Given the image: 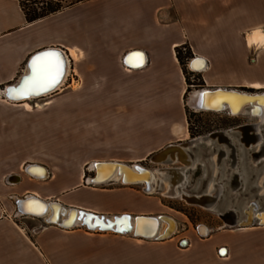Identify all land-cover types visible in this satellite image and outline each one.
Masks as SVG:
<instances>
[{
  "label": "rangeland",
  "instance_id": "1",
  "mask_svg": "<svg viewBox=\"0 0 264 264\" xmlns=\"http://www.w3.org/2000/svg\"><path fill=\"white\" fill-rule=\"evenodd\" d=\"M28 1L30 9L48 5L65 9L91 0ZM209 7L213 8L211 24L226 27L225 34L229 37L234 34L232 27L264 26V0H211L207 2L206 8ZM101 38L97 41L94 36L91 43L81 50L76 49L79 58H68L70 72L62 92L19 105L10 104L1 94L0 197L12 194L13 187L6 184L10 176L18 175L23 177L22 187L46 192L53 183L54 191L60 187L62 190L80 188L83 191L76 195H81L82 201L74 205L105 218L121 213L168 216L177 222L178 228L171 239L158 242L134 235L90 232L83 227L65 230L57 226L73 231L55 252L58 264H162L164 258H186L180 243L186 241L190 247V243L202 242L198 231L201 225L211 232L230 230L233 227L227 225L221 215L233 208L242 220V211L250 201H257L264 211V117L252 114L250 109L233 116L228 110L195 111L189 105L194 92L216 90L206 87L204 82V73L210 72L211 65L215 67L214 72L224 74V83L216 85L224 88L217 89L264 94V47H248L245 36L240 37V42L215 43L231 46L238 50V56L226 60L207 56V71L196 73L189 68L190 62L196 55L211 54V46L215 44H194L195 47L186 44L180 47L185 66L178 61L176 50L178 62L172 59L178 71L172 69L164 73L151 66L148 71L129 74L122 64V56L127 51L120 52V42ZM5 87L0 86V89ZM191 129L198 134L192 136ZM244 129L245 134L241 132ZM218 134H224L236 148L237 160L233 167L232 148ZM203 138H207L205 143L211 141L210 146L195 144V140ZM180 144L186 146L193 166L187 167V186L176 187V193L215 198V186H223V193L207 204L209 207L190 204L177 195H166L172 186V177L166 170L178 169L181 165L169 161L158 164L151 159L170 145ZM117 161L153 170L154 192L146 193L142 186L127 187L119 182L101 186L87 182L95 176L90 169L94 162ZM33 163L47 167L51 177L45 182L31 183L25 168ZM238 168L239 180H235L237 188H233L232 175ZM194 178H197L195 184L192 183ZM121 193L132 197L128 196L131 199L126 203L124 196L107 205L98 202L102 198L110 201ZM6 201L11 204L13 200L7 198ZM17 216L25 217L19 213ZM17 221L41 225L40 221L30 219L18 218Z\"/></svg>",
  "mask_w": 264,
  "mask_h": 264
},
{
  "label": "crops",
  "instance_id": "2",
  "mask_svg": "<svg viewBox=\"0 0 264 264\" xmlns=\"http://www.w3.org/2000/svg\"><path fill=\"white\" fill-rule=\"evenodd\" d=\"M208 1L211 2V0H91L28 24L18 0H0V86H11L19 78L22 79L28 60L46 49L57 48L64 51L67 56L69 51L70 55L67 58H79L76 49L81 50L91 43L94 36L97 41L105 37L107 41L120 42V52L127 51L122 56L123 68L129 74H136L148 71L151 66L164 73L172 69L178 71L173 62L177 61L175 50L186 44L193 46L204 43L240 42L241 36H245L244 41L248 43V38L253 32L263 31L264 26L261 25L244 29L232 27L234 34L232 37L227 36L226 27L211 24L210 11H213V8H206ZM134 46L140 48H133ZM248 47L257 48L249 44ZM211 49V54L205 53L206 56L195 54V58L226 60L238 56V50L231 46L222 47L215 44ZM133 51H143L147 56L148 61L144 68L133 70L125 66V57ZM168 59L171 62H168ZM23 65L24 71L20 73ZM211 66L210 72L204 73L209 67L207 60V68L202 72L206 74L204 77L206 87L224 88L216 86L217 83H224V74H217L214 72L215 67ZM35 166L46 169L49 176L47 179H38L28 175L24 170L31 183L45 182L51 177L47 167L40 164ZM13 177H18L19 181L15 182ZM22 185L23 177L10 176L6 187H13L14 190L9 196L0 197V264H58L54 257L55 252L62 248L64 241L69 237L67 234H73V231L48 225L44 219L41 222L35 217H18L16 200L37 196L46 201L54 199L51 202L55 201L66 208L94 211L74 205L82 201V196L76 195L83 191L80 188L62 190L60 187L54 191L50 186V191L46 192L43 189ZM120 196L126 198L125 203L131 199L128 198L129 194L121 193L113 196L114 199L110 201H104L102 198L98 202L107 205L120 200ZM7 198L14 203L11 201V205L6 201ZM93 204L92 202L91 205ZM18 218L40 221L41 225L32 222L19 223ZM245 229L248 230L239 228L212 230L209 238H202V242L190 243V247L181 242L180 247L186 253V258H164L162 264H264V228L251 226Z\"/></svg>",
  "mask_w": 264,
  "mask_h": 264
},
{
  "label": "bare ground",
  "instance_id": "3",
  "mask_svg": "<svg viewBox=\"0 0 264 264\" xmlns=\"http://www.w3.org/2000/svg\"><path fill=\"white\" fill-rule=\"evenodd\" d=\"M261 35H264V32L261 30H257L255 32H253L250 35V37L248 38V44L251 45L252 47H257L258 49L263 48L264 43L259 42V37ZM66 59H67V68H66V74H65L64 79L61 81V83L58 85V87L53 92H50L49 94H45L44 96H42L40 98L48 97V96H51V95L57 94L58 92L63 91V88H64L65 83H66L67 78H68V74L70 72L69 60H68L67 56H66ZM195 59L196 58L192 59V61ZM197 59H199V60L194 62V63L192 61L190 62L189 68L191 69V71L193 70V72L202 73L207 68V60L204 58H197ZM29 60H28V62H29ZM129 61H131L132 64H134V65L140 64L143 61V63H142V66H143V65H147L148 60H147V56L145 54H136V55L130 57ZM28 62H27V64H28ZM137 70H139V69H137ZM27 73H28V68H26V71L24 74L26 75ZM20 79L21 78H19L16 85H11V86L16 87L19 84ZM8 87H10V86H6L3 90L0 89V96L2 94L6 98V89ZM216 90H218V89H216ZM224 90L225 89H222V91H224ZM201 91L212 92L215 90H208V89L207 90H200V91L194 92L191 95L189 105L193 109L198 108L195 111H210V109L217 110L216 107H218V104L221 105L223 102L226 101L228 103V106H225V108L227 109L228 107H230V110H228V112H230L233 116H236V115L238 116V115L242 114L244 111H247L246 109H250L252 112V110L258 108V109H261V111L257 110L255 112L257 114H260L261 118L264 117V94H250V93L239 92V91H234V90H232L233 91L232 94H227L225 92H219V93L213 92V93L206 96L205 101H202V97L200 96ZM227 91H230V90H227ZM249 95H251L253 97H255V96H258V97H255L252 99V98L248 97ZM260 96H262V97H260ZM40 98H30L28 100H22L19 102L18 101H11L8 98H6V99L8 100V102L10 104L19 105V104H23V103H27V102H32L35 99H40ZM251 100L255 101L256 103H254L252 105L250 104L248 106L245 105V107L243 106V108H241L237 114H234L239 107H241L244 103L245 104L248 103V101H251ZM202 105H204L205 107L209 106L211 108H209L208 110H200ZM37 107H39V106H37ZM206 139L207 138L197 139L194 142L197 145L201 146V144H202L205 147H208V146H210L211 141L209 140L208 143H205ZM258 140H260V137L257 139V141ZM171 146H174V145H170L169 147H171ZM175 146H180L182 148V153L173 154L167 158L166 157L164 158V155H161L160 157H158L156 159L158 164H162V163L165 164V162L169 161L171 163L181 165V167L178 169L166 170V172L169 175H171V177H172L171 190L169 192H167L166 195L167 196H173V197L177 195V196L183 198L184 200H186L188 203L194 204V203L190 202L189 200H191L193 198H197V197H189V196H186L184 193L183 194L180 193L178 195L176 193V187L179 188L181 186L182 187L187 186L186 177H185L187 170H189V169H187V167L189 168L193 165L189 159L190 157L188 156L189 154H188L185 146H183V145H175ZM169 147H167V149ZM163 151H165V150L163 149L161 152H163ZM161 152H159V154ZM170 152H173V150H169V153ZM105 163H113V164L107 165ZM35 165H37V164L29 165V166H33L30 169V172L36 174V178H38V179H47L49 176L48 171L44 168H41V167H38ZM133 165L126 164L123 162H118V161L117 162H94L91 165L90 169L95 172V176L93 178L88 179V180H87V178H85V181L87 180V182L89 184H94L96 186L107 185L109 183H118L119 182L123 186H127V187H129V186L130 187L131 186H142L143 190L146 193L147 192L148 193L154 192V180H155L154 171L147 169V168H144V167L139 166V165H135V164H133ZM136 166H139V167L137 168ZM219 166H220V162L218 160L217 161V167H218L217 177H218L219 172H220ZM231 167H233V165H231ZM25 169H27V168H25ZM235 171L236 172L232 175L233 176V182H232L231 186L233 188L236 187L234 184L235 180H239V175L237 173L240 171V168L236 169ZM13 179L15 182L19 181L18 177H13ZM94 179H96V181ZM196 179L197 178H194V180L192 182L193 184L196 183ZM215 187H217V190H216L217 193L215 195V198H212L210 196L201 197V198L209 199L212 201H215V199L219 198V196L223 193V190H224L223 186L217 184ZM31 197H33V199ZM234 197L236 198L237 194ZM26 199H28V201H25V202L22 201V200H26ZM197 199H200V198H197ZM19 201H21V203L18 205ZM55 203H57V202L46 201V200L41 199L37 196H29V197H26L24 199H19L16 201L17 210L19 208L22 212L35 215V217H37L38 219H44L47 223L49 222V220H51L50 222L57 223V224H55L56 226H59L60 224L64 223V225H66L67 227H73L71 229L83 227L82 226L83 221H78L79 211H84L88 214L98 215L99 217L102 216L99 213H94V212L86 211V210L79 209V208H66L65 207V210L62 211L64 206L62 207V205L59 203H58L59 205H55ZM206 206L209 207V205H207V204L204 205V207H206ZM72 209H76L77 211L74 212L72 214V216L70 217V210H72ZM231 212H233L235 214V216L237 217V223H244L245 224V222L249 221V223H251V224L254 223L251 226H259L260 222L264 225V211L261 210L260 205L257 201H250L247 203L246 207L242 211V216L244 217V219H242V220H239V218H238L239 213L233 208H230L227 211V213L221 215V217L222 216L226 217V214H230ZM123 215H130L132 217L131 218L132 219L131 220V226L133 227L132 235L137 233V235H143V236L146 235L148 237H152V235L154 234V230H156V225L158 223V229L156 231L154 238H152V239L149 238V239H145V240L162 241L161 239H165V240L171 239L175 235L177 228H178L177 222L172 218L169 219L170 217L168 218V216H162L161 217L162 220L158 219L155 221L154 220H150V221L139 220V221H137L136 220L137 217H152V218H160V217L141 215V214L136 215V214H130V213H121L119 216L113 215L112 217H107L106 219H110V220L114 221V217H121ZM257 215H258L259 220H256ZM66 220H69V221L67 223H65ZM125 221L126 220H124V223H125ZM227 221H228V219L225 218L224 222L227 225H229L228 224L229 222H227ZM125 227H126V224H124L123 227H120V229H124ZM65 230H67V229H65ZM97 231H99V230L97 229L96 232ZM199 232L203 236H210L211 230L208 227L201 225V227L199 228ZM139 237L142 238V236H139ZM142 239H144V238H142Z\"/></svg>",
  "mask_w": 264,
  "mask_h": 264
},
{
  "label": "water",
  "instance_id": "4",
  "mask_svg": "<svg viewBox=\"0 0 264 264\" xmlns=\"http://www.w3.org/2000/svg\"><path fill=\"white\" fill-rule=\"evenodd\" d=\"M46 51H51V52H55V53H58L59 54V57L62 61V64H63V74L60 76L59 80L51 87H48L46 90H40V89H36L35 91H33L31 94L29 95H25V96H20V95H17L16 93L14 92H11L10 90L11 89H15V88H19V86H21L23 84V82L25 81V79L27 77H29L31 75V68H30V65H31V61L32 59L38 55V54H41L43 52H46ZM136 54H145L143 51H133V52H130L129 54H127V56L125 57L124 59V64L127 68L129 69H133V70H137V69H141V68H144L145 65L142 66V63L143 61L140 63V64H137V65H134L132 64L131 61H129V58L136 55ZM144 57V56H143ZM199 59H195L193 60L192 62H196L198 61ZM27 68H28V73L26 75H24L22 77V79L20 80L19 84L16 86V87H13V86H10L6 89V98H8L9 100L11 101H22V100H28L30 98H40L42 96H44L45 94H49L50 92H53L57 87L58 85L61 83V81L64 79L65 77V74H66V68H67V59H66V55H65V52L60 50V49H57V48H50V49H46L44 51H41V52H38L37 54H35L33 57H31V59L29 60L28 64H27ZM219 93V92H225L227 94H232V90L230 91H227V89H225L224 91H222V89H218V90H215V91H212V92H204V91H201V94L200 96L202 97V101H205L206 100V96L211 94V93ZM248 97L250 98H255V97H258V96H251L249 95ZM262 97V96H260ZM204 103V102H203ZM256 103L255 101H248V103H244L241 107H239L236 112L234 114H237L239 112V110L241 108H243V106L245 107V105H252ZM225 106H228V103L225 101L223 102L221 105L218 104V107H216L217 110L215 109H210V111H216V112H220V111H226V110H230V107H228L227 109L225 108ZM260 106V105H259ZM209 106L205 107L204 105H202V107L200 108V110H208ZM198 108H194V110H197ZM261 111V109H254L252 110V114L254 115H257V113L255 111ZM258 111V112H259ZM253 130V129H252ZM256 130V129H254ZM241 132H243L244 134L247 132V130H241ZM216 135H212L211 137H215ZM218 137L220 139H223L225 140L228 145L232 148V159H233V163L232 165H234L236 163V160H237V157H236V148L234 146H232V144H230V140L224 135V134H218ZM181 145V144H180ZM185 146V145H183ZM186 147V146H185ZM169 150H173V152H170L169 153ZM179 153H182V148L180 146H171L169 147L168 149H166L165 151L161 152L160 154L154 156L152 159H151V162L153 163H157L156 159L158 157H160L161 155H164V158L166 157H169L173 154H179ZM230 158V157H229ZM165 160V159H164ZM107 165H111L113 163H105ZM33 167V166H32ZM31 166H28L27 169H26V172L28 175L32 176V177H36V174L30 172V169L32 168ZM137 168L139 166H136ZM96 181V179H94ZM33 199V197H31ZM22 201H28V199L26 200H22ZM190 202L194 203V204H197V205H200V206H204L206 204H210L212 202V200H209V199H204V198H200V199H197V198H193L191 200H189ZM21 203V201L18 202V205ZM55 205H59L58 203H55ZM61 206V205H60ZM63 207V206H62ZM62 210V209H61ZM65 210V207H63V210ZM77 210L76 209H72L70 210V217L72 216V214L74 212H76ZM18 212L23 215V216H31V217H35V215H32V214H29V213H24L22 212L19 208H18ZM259 215V214H258ZM258 215L256 216V220H259L258 218ZM62 216V215H61ZM78 221H83L82 222V226L83 228H87L90 232H94L96 231L97 229L99 230V232L101 233H106V232H114L115 234L117 235H123V236H128V235H132V232H133V227L131 226V216L130 215H123L121 217H114V221L110 220V219H106L105 216H101L99 217L98 215H94V214H88L84 211H79L78 213ZM37 218V217H35ZM169 218V217H168ZM223 220H225V218L228 219L227 222H229V226H232L233 228H239V229H242V228H247V227H250L251 225H253L254 223H249V221L245 222L244 223H237V217L235 216V214L233 212H231L230 214H226V217L222 216ZM162 220L161 217L160 218H152V217H137L136 220L139 221V220H146V221H150V220ZM171 219V218H169ZM124 220L125 223H124ZM51 220H49L48 224H51V225H55L57 223H53V222H50ZM69 220H66L65 223H67ZM124 224H126V227L124 229H120V227H123ZM61 228H64V229H71L73 227H67L66 225H64V223L60 224L59 225ZM259 226H264L261 222L259 223ZM158 229V223L156 225V230H154V234L152 235V237H148L146 235H137V233L134 234L135 237H139V236H142V238L144 239H152L154 238L155 234H156V231ZM198 231H199V227H198ZM200 234V233H199ZM200 236L202 238H206L205 236L201 235ZM159 239V238H158ZM161 240H165V239H161ZM160 242V241H158ZM187 244V242H183V245Z\"/></svg>",
  "mask_w": 264,
  "mask_h": 264
},
{
  "label": "snow or ice",
  "instance_id": "5",
  "mask_svg": "<svg viewBox=\"0 0 264 264\" xmlns=\"http://www.w3.org/2000/svg\"><path fill=\"white\" fill-rule=\"evenodd\" d=\"M259 42L264 43V35L259 37ZM30 68L31 75L19 88L11 89V92L25 96L36 89L46 90L53 86L63 74V64L59 54L51 51L36 55L31 61Z\"/></svg>",
  "mask_w": 264,
  "mask_h": 264
},
{
  "label": "trees",
  "instance_id": "6",
  "mask_svg": "<svg viewBox=\"0 0 264 264\" xmlns=\"http://www.w3.org/2000/svg\"><path fill=\"white\" fill-rule=\"evenodd\" d=\"M18 1L21 4L22 11L25 14L28 24L36 23L47 17L55 15L63 10V8L53 7L51 5L50 6L48 5L47 7L43 6L42 8L30 9V7L28 6L30 5V1L28 0H18ZM34 5H38V4L35 3ZM176 52H177L178 61L180 62L182 66H185V59L182 56L180 48H177ZM191 130H192V136H195L196 134H198L197 132L193 133V129Z\"/></svg>",
  "mask_w": 264,
  "mask_h": 264
}]
</instances>
